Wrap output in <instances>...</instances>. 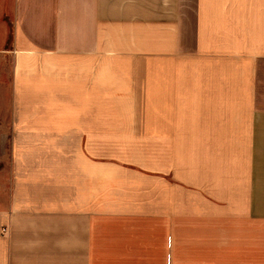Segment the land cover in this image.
<instances>
[{
    "label": "crops",
    "instance_id": "crops-1",
    "mask_svg": "<svg viewBox=\"0 0 264 264\" xmlns=\"http://www.w3.org/2000/svg\"><path fill=\"white\" fill-rule=\"evenodd\" d=\"M264 264V0H0V264Z\"/></svg>",
    "mask_w": 264,
    "mask_h": 264
},
{
    "label": "rangeland",
    "instance_id": "rangeland-1",
    "mask_svg": "<svg viewBox=\"0 0 264 264\" xmlns=\"http://www.w3.org/2000/svg\"><path fill=\"white\" fill-rule=\"evenodd\" d=\"M110 260H111V259H107L108 263H105V264H110Z\"/></svg>",
    "mask_w": 264,
    "mask_h": 264
}]
</instances>
